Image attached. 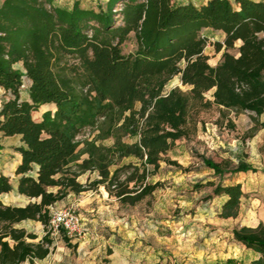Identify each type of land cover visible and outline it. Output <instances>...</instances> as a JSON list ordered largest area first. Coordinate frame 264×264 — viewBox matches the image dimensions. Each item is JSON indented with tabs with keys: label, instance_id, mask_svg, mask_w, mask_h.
Returning <instances> with one entry per match:
<instances>
[{
	"label": "trees",
	"instance_id": "trees-1",
	"mask_svg": "<svg viewBox=\"0 0 264 264\" xmlns=\"http://www.w3.org/2000/svg\"><path fill=\"white\" fill-rule=\"evenodd\" d=\"M207 28L223 33L222 40L212 42L221 51L215 65L204 52L208 38L202 31ZM131 34L136 48L123 53ZM177 75L186 89L164 92ZM0 88L7 97L0 102V132L20 136L13 147L20 154L16 192L31 199L24 205L4 203L1 195L13 184L0 173V264H33L49 253L52 240L46 233L35 242L37 235L16 223L30 219L47 227L49 207L89 185H103L122 204L135 205L158 187L147 178L161 161L178 165L164 155L189 135L194 113L216 106L221 113L252 112L255 122L264 114V0L198 5L107 0L97 9L78 0L68 7L54 0H2ZM208 91L211 98L205 96ZM43 104L52 107L34 117ZM227 124L234 127L231 118ZM259 125L264 127V121ZM85 128L98 132L80 141L77 136ZM257 129L254 124L251 134ZM106 138L113 142L96 143ZM125 158L136 162H122ZM199 158L219 178L209 181L213 188L207 197L225 196L222 215L235 217L241 184L222 180L255 168L242 159L233 164L228 158ZM87 170L98 173L89 185L77 180ZM232 237L256 255L217 264H264V225L236 227Z\"/></svg>",
	"mask_w": 264,
	"mask_h": 264
},
{
	"label": "rangeland",
	"instance_id": "rangeland-1",
	"mask_svg": "<svg viewBox=\"0 0 264 264\" xmlns=\"http://www.w3.org/2000/svg\"><path fill=\"white\" fill-rule=\"evenodd\" d=\"M73 1L54 0V3L68 7ZM78 1L83 7L97 9L105 7L107 0ZM194 1L198 3L203 0ZM202 33L208 38L204 49L209 57L208 62L215 65L221 55V51L216 52L212 45L216 37L208 29H203ZM135 48V39L131 34L121 50L127 53ZM15 66L22 69L21 63ZM175 86L186 89L177 75L166 83L164 92ZM25 90L22 89L23 95H26ZM210 95L211 91L205 93L207 98H211ZM50 107L51 104L41 105L33 112L34 117L40 116L43 110ZM252 114L254 115L248 111L238 114L227 111L221 113L216 106L194 113L189 135L177 140L173 148L164 155V158L175 160L178 165L161 161L159 169L150 173L147 178L148 182H158V187L135 205L122 204L115 196L109 195L103 185H89L90 181L98 177L97 171L87 170L81 173L77 180L89 185V188L78 194L66 195L52 207L76 208L85 232L79 238H68L62 232L54 237L48 234V237L52 242L60 239L66 241V238L77 240V243H70L75 244L74 247L68 245L70 252L75 254L72 260L75 264H91L88 254L79 255L78 252L99 247L105 254L110 252L109 246L113 247L115 243L121 245V257H131V260L141 257L142 264H217L219 260L228 257L240 261L253 258L256 254L232 237V230L236 227L264 225V127L259 125L264 121V114L258 116L256 122L252 121ZM228 118L233 120L234 127H229ZM254 124H257L258 129L251 134ZM97 132L96 128H85L77 139L92 140ZM112 142V138L96 141L103 145H110ZM82 146L81 142L78 148ZM199 155L211 157L215 161L228 158L233 164L242 159L255 168V172L226 175L222 180L223 184H241L243 195L235 217L222 215L225 196L207 197L212 194L213 188L209 181L216 183L219 178L202 164ZM86 156L82 154L80 158ZM122 162L136 160L125 158ZM117 163L121 164V161ZM10 178L14 185L16 176ZM1 199L6 204L15 205H24L31 200L18 194L15 189L1 195ZM18 225H25L37 236L47 233V227L40 221L29 223L25 220ZM92 242L94 245L89 247ZM55 254L50 255L47 262L54 263ZM63 257L61 262L67 259L66 256Z\"/></svg>",
	"mask_w": 264,
	"mask_h": 264
},
{
	"label": "crops",
	"instance_id": "crops-1",
	"mask_svg": "<svg viewBox=\"0 0 264 264\" xmlns=\"http://www.w3.org/2000/svg\"><path fill=\"white\" fill-rule=\"evenodd\" d=\"M179 1L191 2L195 5H198L201 3H205L207 0H203V1H200L198 3L195 2L194 0H179ZM207 29L209 31H211V33L216 37V40H222L223 33L221 31H212L209 28H207ZM238 43H240V42H238ZM2 93H3V90L0 88V96H1L0 102L3 99L7 98V97L3 96ZM22 96L26 99L25 95L22 94ZM19 144H20V136H18V135L4 136L0 132V173H3L9 177L14 176V170L16 168V165L20 161V154L18 152L14 151L13 147L17 146ZM11 181H12V179H11ZM14 181H15V183L13 185V189L16 190V179ZM71 194L74 195V193H68L67 195L70 196ZM25 220H27L29 223L37 222L34 220H30V219H25ZM25 220H22L20 222H23ZM18 223H16L14 226L17 228H24L27 232H32V233L36 234L35 232L27 229L25 227V225H18ZM28 226H30V224H28ZM41 237L42 236H37L36 239H34L33 241L36 242L39 239H41ZM68 242L69 243H74V242L77 243V240H74V241L68 240ZM93 243L94 242L89 244V247H91V245ZM109 247L111 248L110 252L105 253V254H103L99 250V247L98 248L95 247L91 251L87 249V251L78 252V254L79 255H81L82 253L84 255L88 254L89 258L91 260L90 261L91 264H142L143 263L141 261L142 260L141 257H138L135 260H131V257H128L127 259L121 257V245H119V244L115 243L113 247L111 245ZM58 249H60L59 252H58ZM54 253H56L54 256V259H53V261H55V262L54 263L47 262V260L50 258V255H52ZM74 255H75L74 252H70L69 247H68V243L66 241H63L62 239L55 240L51 243L49 253L42 259L34 260L33 264H75V263H72V260L74 259ZM63 256H66L67 259L69 258V261L67 259H65L63 262H61L62 259L64 258ZM21 264H31V263L28 260H25Z\"/></svg>",
	"mask_w": 264,
	"mask_h": 264
},
{
	"label": "built area",
	"instance_id": "built-area-1",
	"mask_svg": "<svg viewBox=\"0 0 264 264\" xmlns=\"http://www.w3.org/2000/svg\"><path fill=\"white\" fill-rule=\"evenodd\" d=\"M61 232L68 238H79L85 232L76 208L72 206L63 208L49 207L47 233L54 237Z\"/></svg>",
	"mask_w": 264,
	"mask_h": 264
}]
</instances>
